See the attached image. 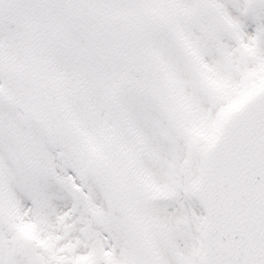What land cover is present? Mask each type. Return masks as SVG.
I'll list each match as a JSON object with an SVG mask.
<instances>
[{
    "label": "snow or ice",
    "instance_id": "1",
    "mask_svg": "<svg viewBox=\"0 0 264 264\" xmlns=\"http://www.w3.org/2000/svg\"><path fill=\"white\" fill-rule=\"evenodd\" d=\"M0 264H264V0H0Z\"/></svg>",
    "mask_w": 264,
    "mask_h": 264
}]
</instances>
